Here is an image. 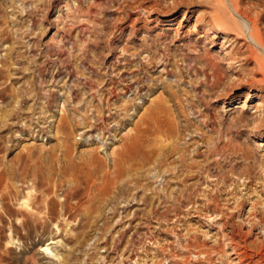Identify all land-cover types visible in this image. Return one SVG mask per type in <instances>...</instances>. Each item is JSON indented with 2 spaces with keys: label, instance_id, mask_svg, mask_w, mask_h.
Returning <instances> with one entry per match:
<instances>
[{
  "label": "rangeland",
  "instance_id": "1",
  "mask_svg": "<svg viewBox=\"0 0 264 264\" xmlns=\"http://www.w3.org/2000/svg\"><path fill=\"white\" fill-rule=\"evenodd\" d=\"M260 215L264 0H0V264H234Z\"/></svg>",
  "mask_w": 264,
  "mask_h": 264
},
{
  "label": "bare ground",
  "instance_id": "2",
  "mask_svg": "<svg viewBox=\"0 0 264 264\" xmlns=\"http://www.w3.org/2000/svg\"><path fill=\"white\" fill-rule=\"evenodd\" d=\"M233 4V3H232ZM231 4V5H232ZM235 7V6H234ZM235 10V9H234ZM236 11V10H235ZM237 14H239V16H241L242 19H244V27L245 29L248 31V37L252 40V42H254L255 44H259L261 45V37L260 34L258 33V31L255 29V25L254 22L250 21L249 18H247L245 16V13L241 12V10L239 11L237 9ZM247 19H246V18ZM223 27L226 30H229L230 27L227 26L226 23L223 24ZM258 46V45H257ZM260 66V63H259ZM213 73H212V77L214 79L213 83L214 84H219L220 81L222 80V76L220 74L216 73V69H215V64L213 63L212 67L210 68ZM209 77V76H208ZM207 78V77H206ZM210 78V77H209ZM210 81V80H209ZM211 83V84H213ZM251 84V83H250ZM214 86V85H213ZM125 88V87H124ZM127 89V88H126ZM117 94V93H116ZM162 102V101H161ZM159 105V104H158ZM155 107V106H154ZM160 107V106H159ZM153 110H149L148 111V115L152 114ZM158 113V112H157ZM161 113V112H160ZM151 117V116H150ZM146 118V117H145ZM145 118L143 119L145 121ZM150 119V118H149ZM148 121V120H147ZM105 123V122H104ZM149 123V122H148ZM154 126V125H153ZM96 128V127H95ZM151 132V131H150ZM134 140V139H133ZM126 151V150H125ZM251 178V177H250ZM254 179L251 178V181H253ZM38 201V200H37ZM22 204H24L25 206H28V200L27 198L24 199V201L22 202ZM260 214V213H259ZM263 214V213H261ZM259 216V215H258ZM257 218V217H256ZM254 218V219H256ZM253 221V220H252ZM255 222L251 223V226L253 227V229H257L258 226L262 225L264 223V215H260V217L257 218V220H254ZM251 222V221H250ZM251 228V227H250ZM238 233V232H237ZM229 240L232 244L231 246V255L235 256V263L234 264H253L251 261L247 262L248 260H251V254L253 255V257H258L261 261L264 262V238L262 239V241H259L257 243H250L248 244L246 241H244V252L240 251V246L238 244L235 243L234 239V234L235 232H231L229 233ZM242 237V236H241ZM50 248L48 246L44 247L45 251H48ZM242 250V249H241Z\"/></svg>",
  "mask_w": 264,
  "mask_h": 264
}]
</instances>
